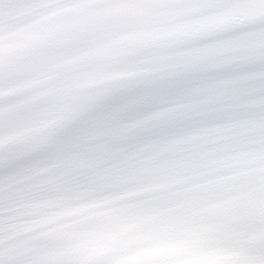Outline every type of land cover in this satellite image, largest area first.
<instances>
[{
    "label": "snow or ice",
    "instance_id": "1",
    "mask_svg": "<svg viewBox=\"0 0 264 264\" xmlns=\"http://www.w3.org/2000/svg\"><path fill=\"white\" fill-rule=\"evenodd\" d=\"M0 264H264V0H0Z\"/></svg>",
    "mask_w": 264,
    "mask_h": 264
}]
</instances>
